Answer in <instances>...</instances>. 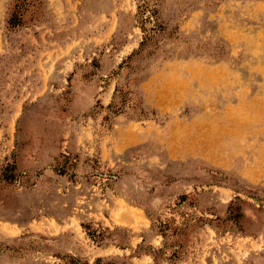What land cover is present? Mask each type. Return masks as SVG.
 Returning <instances> with one entry per match:
<instances>
[{"label":"rangeland","instance_id":"obj_1","mask_svg":"<svg viewBox=\"0 0 264 264\" xmlns=\"http://www.w3.org/2000/svg\"><path fill=\"white\" fill-rule=\"evenodd\" d=\"M0 264H264V0H0Z\"/></svg>","mask_w":264,"mask_h":264},{"label":"trees","instance_id":"obj_2","mask_svg":"<svg viewBox=\"0 0 264 264\" xmlns=\"http://www.w3.org/2000/svg\"><path fill=\"white\" fill-rule=\"evenodd\" d=\"M18 24H19V21H12V22H10V26L11 27H14V26H16Z\"/></svg>","mask_w":264,"mask_h":264}]
</instances>
